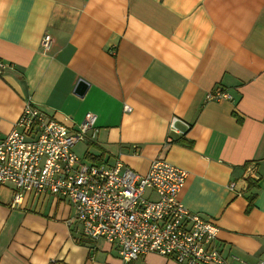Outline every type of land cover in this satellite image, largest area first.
I'll use <instances>...</instances> for the list:
<instances>
[{
	"label": "crops",
	"instance_id": "obj_1",
	"mask_svg": "<svg viewBox=\"0 0 264 264\" xmlns=\"http://www.w3.org/2000/svg\"><path fill=\"white\" fill-rule=\"evenodd\" d=\"M0 59V140L28 98L70 130L93 112L96 137L74 147L85 163L184 168L179 198L219 226L230 264L264 263V0H0ZM218 90L231 98H206ZM13 196L0 186V264H179L125 263L68 224V200Z\"/></svg>",
	"mask_w": 264,
	"mask_h": 264
},
{
	"label": "built area",
	"instance_id": "obj_2",
	"mask_svg": "<svg viewBox=\"0 0 264 264\" xmlns=\"http://www.w3.org/2000/svg\"><path fill=\"white\" fill-rule=\"evenodd\" d=\"M50 44V35H46L43 45L48 49ZM5 67L0 60V72ZM206 98L231 96L218 90ZM176 121L174 116L169 123L172 132H178ZM96 122L97 115L88 112L70 130L28 98L21 115L0 140V184L15 187V203L28 191L68 198L74 208L70 222L79 223L91 238H105L117 245L125 262L157 253L181 264H228L216 242L218 226L179 200L188 176L185 169L158 159L142 175L121 159L113 164H86L75 154V143L96 137ZM246 187L245 180L240 187L230 183L238 194Z\"/></svg>",
	"mask_w": 264,
	"mask_h": 264
},
{
	"label": "bare ground",
	"instance_id": "obj_3",
	"mask_svg": "<svg viewBox=\"0 0 264 264\" xmlns=\"http://www.w3.org/2000/svg\"><path fill=\"white\" fill-rule=\"evenodd\" d=\"M46 35H50V34H46ZM45 35V36H46ZM44 36V37H45ZM44 37H43V39H44ZM50 38H51V35H50ZM42 44H43V40H42ZM51 45V44H50ZM43 47H44V45H43ZM49 48H50V46H49ZM48 48V49H49ZM44 49H46L45 47H44ZM47 50V49H46ZM1 60V59H0ZM2 61V60H1ZM4 64H5V62L4 61H2ZM7 64H5V66H6ZM5 69V68H4ZM224 92V91H223ZM227 93V92H226ZM229 94V93H228ZM231 96V95H230ZM26 102H27V100H26ZM33 103V102H32ZM26 105V104H25ZM35 105V104H34ZM37 106V105H36ZM25 107V106H24ZM37 107H39V106H37ZM40 108V107H39ZM125 108V107H124ZM169 140V139H168ZM79 142H84V143H89L90 142V140H88V141H78L77 143H79ZM77 143H75V145L77 144ZM75 145L73 146V148H72V150L74 151V147H75ZM75 152V151H74ZM76 154V153H75ZM77 156H78V154H76ZM82 161H83V159L80 157V156H78ZM116 159H121L120 157H116ZM115 159V160H116ZM155 160H158V159H155ZM160 160H162V159H160ZM121 161L124 163V161L121 159ZM154 161V160H153ZM152 161V162H153ZM84 162V161H83ZM115 162V161H114ZM151 162V163H152ZM168 162V161H167ZM85 163V162H84ZM170 163V162H169ZM86 164H88V163H86ZM94 164V163H93ZM171 164H173V163H171ZM97 165H101V164H97ZM124 165L125 166H127V167H129V168H131L130 166H128V165H126L125 163H124ZM175 165V164H174ZM151 166V165H150ZM177 166V165H176ZM179 167V166H178ZM150 168V167H149ZM182 168V167H181ZM249 168H253V170L252 171H249ZM132 169V168H131ZM184 169V168H183ZM133 170V169H132ZM135 171V170H134ZM149 171V170H148ZM187 171V170H186ZM254 171H255V167H254V165H250L249 167H248V172H250V173H254ZM135 172H137V171H135ZM188 172V171H187ZM139 173V172H138ZM139 174H141V173H139ZM142 175H145V174H142ZM188 175H189V173H188ZM248 176H250V175H248ZM248 176H245V178H243V179H241L240 180V182L239 181H231V182H235V183H237V186H241V185H239V183H242V181L243 180H246L247 179V177ZM188 177V176H187ZM187 179V178H186ZM230 182V183H231ZM246 182V181H245ZM185 183H186V181H185ZM1 185H11L12 187H13V189H14V196H13V200H12V202H11V206L12 207H14V208H18L19 206H20V204L22 203V201H23V199H22V201L21 202H19V203H15V201H14V199H15V194H16V190H15V187L12 185V184H0V186ZM185 185V184H184ZM246 186L248 187V185H247V183H246ZM247 187H246V190H247ZM229 188H230V184H229ZM183 189V188H182ZM245 190V191H246ZM182 191V190H181ZM180 191V192H181ZM236 191V190H235ZM244 191V192H245ZM244 192H242L241 194H238L237 192V194L238 195H242ZM27 193H32V194H34V195H41V194H46V193H39V194H35V193H33V192H24V194H23V198L25 197V195L27 194ZM47 194H50V193H47ZM180 194V193H179ZM51 195H53V196H58V197H61V198H64V199H66V200H68L69 202H70V204H71V206H72V214H71V216L69 217V219L67 220V222H68V224H70V225H74L75 226V228H80L81 229V231H82V228H81V226H80V224L79 223H77V222H70V219L73 217V215H74V208H73V205H72V203H71V201L68 199V198H65V197H62V196H59V195H54V194H51ZM180 195H178V197H179ZM179 200H180V198H179ZM181 201V200H180ZM182 202V201H181ZM183 203V202H182ZM184 204V203H183ZM185 205V204H184ZM186 206V205H185ZM187 207V206H186ZM188 208V207H187ZM189 209V208H188ZM190 210V209H189ZM191 212H193L192 210H190ZM193 213H195V212H193ZM196 214H198V213H196ZM202 217V216H201ZM203 218V217H202ZM205 219V218H204ZM206 220H208V219H206ZM211 221V220H210ZM213 222V221H212ZM214 223V222H213ZM215 224V223H214ZM215 225H217V224H215ZM218 226V225H217ZM218 228H219V226H218ZM219 230H220V228H219ZM218 233H219V231H218ZM82 234L83 235H85L84 233H83V231H82ZM85 236H87V235H85ZM89 237V236H88ZM91 238V237H90ZM217 238H218V234H217ZM216 238V239H217ZM92 239H94V238H92ZM99 239V238H98ZM105 239V238H104ZM107 240V239H106ZM110 242V241H109ZM112 243V242H111ZM112 244H114V243H112ZM117 246V245H116ZM118 248V247H117ZM118 252H119V249H118ZM146 254H148V253H146ZM154 254H157V253H154ZM120 255V254H119ZM143 255H145V254H143ZM143 255H141L140 257H142ZM158 255H160V254H158ZM162 256H164V257H168V258H172V259H174L173 257H171V256H166V255H162ZM225 256V255H224ZM139 257V258H140ZM120 258H121V256H120ZM225 258H226V260H227V257L225 256ZM122 259V258H121ZM138 259V258H137ZM137 259H135V260H137ZM135 260H132V261H135ZM175 260V259H174ZM122 261L123 262H125L123 259H122ZM132 261H130V262H132ZM176 261V260H175ZM228 261V260H227ZM176 262H178V261H176ZM125 263H129V262H125ZM179 263V262H178ZM179 264H181V263H179ZM228 264H230V262L228 261ZM259 264H264V263H259Z\"/></svg>",
	"mask_w": 264,
	"mask_h": 264
},
{
	"label": "water",
	"instance_id": "obj_4",
	"mask_svg": "<svg viewBox=\"0 0 264 264\" xmlns=\"http://www.w3.org/2000/svg\"><path fill=\"white\" fill-rule=\"evenodd\" d=\"M86 87H87V83L81 79L78 81V84L76 86V91L80 94H83Z\"/></svg>",
	"mask_w": 264,
	"mask_h": 264
},
{
	"label": "rangeland",
	"instance_id": "obj_5",
	"mask_svg": "<svg viewBox=\"0 0 264 264\" xmlns=\"http://www.w3.org/2000/svg\"><path fill=\"white\" fill-rule=\"evenodd\" d=\"M83 147L79 146L78 149L81 150Z\"/></svg>",
	"mask_w": 264,
	"mask_h": 264
}]
</instances>
